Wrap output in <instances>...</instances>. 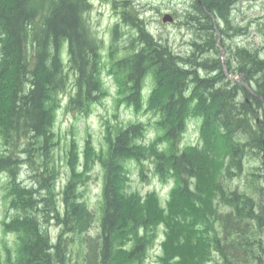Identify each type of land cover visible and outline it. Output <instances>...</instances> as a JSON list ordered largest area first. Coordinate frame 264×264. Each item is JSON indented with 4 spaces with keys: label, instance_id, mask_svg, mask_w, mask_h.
<instances>
[{
    "label": "trees",
    "instance_id": "1",
    "mask_svg": "<svg viewBox=\"0 0 264 264\" xmlns=\"http://www.w3.org/2000/svg\"><path fill=\"white\" fill-rule=\"evenodd\" d=\"M238 2L193 0L184 22L196 34L195 49L181 54L148 29L130 0H113L134 31L124 45L116 22L105 57L89 21L90 0H0V264H148L152 254L158 264H264V57L235 51L236 66L255 86H232L218 39ZM104 75L115 82L118 105L155 119L107 120L100 148L90 133L83 147L73 136L64 179L56 112L65 104L89 115L110 95ZM190 118L200 119L202 146L180 148ZM151 126L155 135L147 140ZM249 147L262 164L244 175ZM148 163L163 185L172 183L165 199L133 187L132 166L146 180ZM26 164L31 184L19 173ZM96 164L98 211L84 189Z\"/></svg>",
    "mask_w": 264,
    "mask_h": 264
},
{
    "label": "rangeland",
    "instance_id": "2",
    "mask_svg": "<svg viewBox=\"0 0 264 264\" xmlns=\"http://www.w3.org/2000/svg\"><path fill=\"white\" fill-rule=\"evenodd\" d=\"M91 7L89 10V21L95 34L104 40L105 48L103 50L104 56L109 52V43L112 40L113 26L116 22L120 24L119 39L121 43L126 42L128 34L134 31V28L130 25L127 26L125 22L120 19L118 13L121 6L115 7L113 0H90ZM122 1V0H118ZM130 4L138 9L139 14L144 19L145 24L149 30L159 37L161 40L166 41L171 45L175 52L181 54H190L194 51L195 47L192 44V40L196 37L195 32L188 26L184 18V13L189 7L190 0H131ZM234 6V4H233ZM171 13L174 15L175 21L172 23L164 24L162 17L164 13ZM228 22H225L223 28L225 34L222 36V42L225 49V56L231 58L233 66L239 67L240 59L237 61L235 57H238L235 51L240 49L247 50H260V54L264 57V0H241L232 9V14ZM238 23V24H236ZM246 30H243V27ZM67 45L64 47L63 58L67 60L66 55ZM222 49V47L220 48ZM236 56H234V55ZM211 55V54H208ZM234 57V58H233ZM227 59V57H226ZM236 60V61H235ZM234 62V63H233ZM106 83L110 89V95L107 96L101 103L93 104V110L89 115L77 114L76 112L68 111L64 105L57 111L56 122L54 130L59 135L58 147L55 152L57 154V163L60 165L61 177L66 179L67 166L65 160V149H67L68 141L75 136L78 143L83 147L85 136L90 133L94 144L97 148H100L104 144V131L105 122L110 120L112 123L122 122L123 124L129 120H143L154 121L155 117L150 113L137 114L132 108L124 106V104H117L116 98L117 91L116 85L113 79L107 75ZM150 81V80H149ZM253 82V84L251 82ZM151 84V81H150ZM254 87L255 81L249 80L247 86ZM150 85L147 90L149 91ZM66 93L61 95L63 101L66 100ZM117 118H114V115ZM155 135V131L151 126L148 128V139ZM198 138V124L195 120L190 121L188 124V130L184 134L182 143L195 142ZM0 138V150L4 149ZM247 158L243 162V174H247L251 171L253 165L262 164L261 158L257 157L251 147L248 148ZM21 155L28 158L26 152H22ZM146 180H141L138 175V169L135 165L132 166V184L133 187L138 188L142 193H146L149 190L156 189L160 195L165 198L168 195V191L172 185L170 182L167 185H163L159 179L153 173V165L148 163ZM31 166V167H30ZM32 165L26 164L22 166L19 173L22 179H26V183L29 184L32 179L30 178ZM101 167L95 165L92 172V180L84 187L85 196L89 201L92 210L98 211L97 202L100 197L101 189ZM6 181L5 173H0V218L6 211L3 201V184ZM33 183V182H31ZM30 183V184H31ZM98 221L94 219L92 222V230H97ZM49 231L52 234H56L58 227L55 222L49 223ZM3 236L2 228L0 225V238ZM0 247L2 243L0 242ZM148 264H158L155 255H151Z\"/></svg>",
    "mask_w": 264,
    "mask_h": 264
},
{
    "label": "water",
    "instance_id": "3",
    "mask_svg": "<svg viewBox=\"0 0 264 264\" xmlns=\"http://www.w3.org/2000/svg\"><path fill=\"white\" fill-rule=\"evenodd\" d=\"M163 21H164V22L172 21V17H171L170 15H165V16L163 17Z\"/></svg>",
    "mask_w": 264,
    "mask_h": 264
},
{
    "label": "bare ground",
    "instance_id": "4",
    "mask_svg": "<svg viewBox=\"0 0 264 264\" xmlns=\"http://www.w3.org/2000/svg\"><path fill=\"white\" fill-rule=\"evenodd\" d=\"M50 1V0H49ZM37 2V1H36ZM39 2V1H38ZM80 4V3H79ZM39 5H40V3H39ZM38 5V6H39ZM33 6V5H32ZM41 7V6H40ZM43 9V8H42ZM49 9V8H48ZM234 55V54H233ZM234 56H236V55H234ZM240 57H242V56H240ZM246 57V56H245ZM234 58V57H233ZM239 58V57H238ZM233 60V59H232ZM236 61V60H235ZM234 63V62H233Z\"/></svg>",
    "mask_w": 264,
    "mask_h": 264
},
{
    "label": "flooded vegetation",
    "instance_id": "5",
    "mask_svg": "<svg viewBox=\"0 0 264 264\" xmlns=\"http://www.w3.org/2000/svg\"><path fill=\"white\" fill-rule=\"evenodd\" d=\"M225 50V49H224ZM226 52V51H225ZM228 57V56H227Z\"/></svg>",
    "mask_w": 264,
    "mask_h": 264
}]
</instances>
